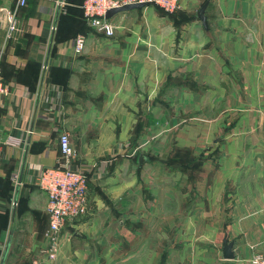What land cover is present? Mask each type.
Returning a JSON list of instances; mask_svg holds the SVG:
<instances>
[{"label": "crops", "instance_id": "0c3cea01", "mask_svg": "<svg viewBox=\"0 0 264 264\" xmlns=\"http://www.w3.org/2000/svg\"><path fill=\"white\" fill-rule=\"evenodd\" d=\"M56 2L27 0L11 41L0 23V264L264 255V0H178L170 14L144 5L109 18L111 37L86 27L83 0ZM63 133L67 167L87 174V210L64 221L48 260L36 182L60 161Z\"/></svg>", "mask_w": 264, "mask_h": 264}, {"label": "built area", "instance_id": "2783aa9c", "mask_svg": "<svg viewBox=\"0 0 264 264\" xmlns=\"http://www.w3.org/2000/svg\"><path fill=\"white\" fill-rule=\"evenodd\" d=\"M69 0H57V9L66 5ZM27 0H17L14 8H0V23L4 25L5 41H11L19 32L18 10L25 7ZM143 4L156 7L165 13H173L179 9L178 0H83L81 4V18L86 27L101 33L105 37H111L113 26L104 19L107 11L124 5ZM83 35L73 37L72 52L80 55L84 48ZM4 45L0 47V65L4 51ZM8 86L0 77V100L8 95ZM7 145L19 146L23 142L8 139ZM60 161L51 168L39 171L36 186L45 194V213L47 215V229L44 238L48 242L47 248L42 252L48 260L55 257V245L57 234L67 219H74L86 213V172L71 170L67 167L72 150L67 134L59 135L57 140ZM33 264H37L34 262ZM249 264H264V255H254Z\"/></svg>", "mask_w": 264, "mask_h": 264}, {"label": "water", "instance_id": "95a60500", "mask_svg": "<svg viewBox=\"0 0 264 264\" xmlns=\"http://www.w3.org/2000/svg\"><path fill=\"white\" fill-rule=\"evenodd\" d=\"M143 6H144L143 4H130V5L121 6L119 8L111 9L106 12V14L104 15V19L108 20L109 18H111L116 14L124 13L135 9H140ZM206 6H207V2H204L196 12V19L201 23L202 27L204 28L206 27V22L204 17V11L206 9ZM142 160L143 157L139 155L138 161L141 162ZM221 245H222V250H221L222 259L233 260L234 256L233 253L231 252L232 243L227 242L226 239L223 238L221 241Z\"/></svg>", "mask_w": 264, "mask_h": 264}, {"label": "rangeland", "instance_id": "374dc122", "mask_svg": "<svg viewBox=\"0 0 264 264\" xmlns=\"http://www.w3.org/2000/svg\"><path fill=\"white\" fill-rule=\"evenodd\" d=\"M2 252H3V251H2V249H1V250H0V258H1Z\"/></svg>", "mask_w": 264, "mask_h": 264}]
</instances>
